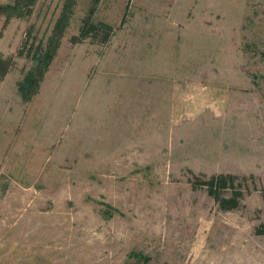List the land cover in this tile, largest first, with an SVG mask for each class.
Returning a JSON list of instances; mask_svg holds the SVG:
<instances>
[{
  "label": "rangeland",
  "instance_id": "374dc122",
  "mask_svg": "<svg viewBox=\"0 0 264 264\" xmlns=\"http://www.w3.org/2000/svg\"><path fill=\"white\" fill-rule=\"evenodd\" d=\"M0 59V264H264V0H0Z\"/></svg>",
  "mask_w": 264,
  "mask_h": 264
},
{
  "label": "trees",
  "instance_id": "16d2710c",
  "mask_svg": "<svg viewBox=\"0 0 264 264\" xmlns=\"http://www.w3.org/2000/svg\"><path fill=\"white\" fill-rule=\"evenodd\" d=\"M97 1L98 0H94V2ZM91 13L92 11H90L88 15L82 19L78 35L72 37L70 40L72 44L81 43L86 39H90L92 43H97L100 45H105L108 43L110 37L112 36L113 28L109 24L104 22H94L91 18ZM21 15L22 14H20V16ZM59 25L53 37L57 38L61 35L60 28L61 26H63V24L60 23ZM40 50L37 49L38 52H40ZM11 64L12 62L10 60L0 59V76H4L8 72ZM238 179L239 178L235 175H219L213 176L206 182L202 183L203 185L207 186L210 193L216 199H218L221 192L230 190L231 197L229 199L221 200L220 202L222 203V205L224 204L229 208H234L238 205L237 199L241 196L240 190L242 189V184L240 182H238V184L236 183ZM257 233L261 235L264 234V225L259 228Z\"/></svg>",
  "mask_w": 264,
  "mask_h": 264
}]
</instances>
